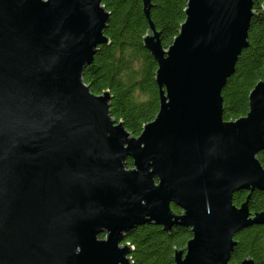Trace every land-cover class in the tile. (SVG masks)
<instances>
[{
    "label": "water",
    "instance_id": "95a60500",
    "mask_svg": "<svg viewBox=\"0 0 264 264\" xmlns=\"http://www.w3.org/2000/svg\"><path fill=\"white\" fill-rule=\"evenodd\" d=\"M256 1L186 0L164 47L142 0L159 109L132 135L82 77L109 41L102 0H0V264H130L122 241L144 222L190 228L175 264H228L235 233L264 224L248 204L264 192V79L238 118L221 95Z\"/></svg>",
    "mask_w": 264,
    "mask_h": 264
},
{
    "label": "trees",
    "instance_id": "16d2710c",
    "mask_svg": "<svg viewBox=\"0 0 264 264\" xmlns=\"http://www.w3.org/2000/svg\"><path fill=\"white\" fill-rule=\"evenodd\" d=\"M150 16L167 47L177 35L185 18L186 0H151ZM109 12L104 34L109 41L98 45L93 60L83 70V80L94 93L110 92L109 111L124 127L138 135L144 123L152 120L159 109V93L155 82L157 63L144 46L142 36L148 28L142 0H102ZM262 0L254 2L248 28V45L238 55L235 69L222 87L223 117L235 119L246 114L248 94L254 84L264 79V11ZM262 9V10H261ZM261 10V11H260ZM260 11V12H258ZM264 166V149L257 154ZM132 166L130 157L126 158ZM248 190H237L232 201L239 204ZM250 211L264 209V192L254 189L249 197ZM173 208L177 209L175 206ZM102 234H100L101 236ZM191 237L190 228L173 226L170 231L153 222L133 228L124 238L132 244L130 264H175L174 249L181 248ZM237 240L228 264L245 257L264 264V224H253L235 233Z\"/></svg>",
    "mask_w": 264,
    "mask_h": 264
},
{
    "label": "flooded vegetation",
    "instance_id": "af4514ba",
    "mask_svg": "<svg viewBox=\"0 0 264 264\" xmlns=\"http://www.w3.org/2000/svg\"><path fill=\"white\" fill-rule=\"evenodd\" d=\"M128 167H131V166H128ZM173 206H175L177 209L173 208ZM170 207L175 213H180L181 212V209L178 206H176L174 203H172V202L170 203ZM100 234H102V235L100 236ZM100 234H99V237H104V235H105V233H103V232H101ZM122 243H125L124 239H123Z\"/></svg>",
    "mask_w": 264,
    "mask_h": 264
}]
</instances>
